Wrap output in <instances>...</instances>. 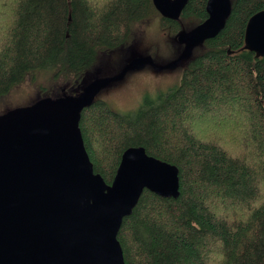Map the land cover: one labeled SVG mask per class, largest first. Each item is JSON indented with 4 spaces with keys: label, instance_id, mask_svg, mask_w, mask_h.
<instances>
[{
    "label": "trees",
    "instance_id": "1",
    "mask_svg": "<svg viewBox=\"0 0 264 264\" xmlns=\"http://www.w3.org/2000/svg\"><path fill=\"white\" fill-rule=\"evenodd\" d=\"M230 2L224 28L183 59L178 82L156 100L145 98L128 115L101 99L80 110L85 150L105 183L129 147H143L178 169L176 197L144 189L123 218L117 240L125 264H264V198L257 183L264 179V57L241 49L246 23L264 0ZM206 5L188 0L174 21L152 0H2L0 102L26 79H49L48 88L39 82L40 93L65 97L57 78L70 91L101 53L127 45L134 24L159 16L160 28L176 39L207 19ZM194 123L222 140H203ZM232 142L241 150L235 156L225 148ZM222 200L246 209L233 219L218 215L213 206Z\"/></svg>",
    "mask_w": 264,
    "mask_h": 264
},
{
    "label": "water",
    "instance_id": "2",
    "mask_svg": "<svg viewBox=\"0 0 264 264\" xmlns=\"http://www.w3.org/2000/svg\"><path fill=\"white\" fill-rule=\"evenodd\" d=\"M187 1L152 0L174 21ZM206 10L205 21L177 34L187 46L172 67L224 28L231 2L207 0ZM243 42L242 50L264 57V9L248 19ZM147 64L149 57L135 58L121 77ZM99 88L0 116V264H125L117 232L143 190L178 195L177 167L143 147L122 153L111 184L93 172L79 119Z\"/></svg>",
    "mask_w": 264,
    "mask_h": 264
},
{
    "label": "rangeland",
    "instance_id": "3",
    "mask_svg": "<svg viewBox=\"0 0 264 264\" xmlns=\"http://www.w3.org/2000/svg\"><path fill=\"white\" fill-rule=\"evenodd\" d=\"M0 2L2 3V0ZM0 8L3 12L1 6ZM185 30L189 29L185 28ZM184 51L185 45H181L174 37H169L160 28L159 16H156L134 24L127 45L112 52L101 53L96 65L70 91H67L68 81L62 76L57 78V85L66 92H64L65 98L71 99V97L83 93L94 82L110 78V82L100 86L95 99L103 100L116 113L122 115L132 114L140 105H143L145 98L150 101L156 100L159 93L169 90L178 82L185 61L178 62L176 67L172 66ZM135 57H149L151 64H147L140 70H129L121 77ZM39 82H41V86H47V88L51 85L49 79H47V82L45 80ZM39 82L32 83L31 80L26 79L21 85L15 87L9 97L3 98L4 100L0 102V116L15 109L31 107L41 99L54 101L57 97H60L59 92L51 95L41 94L38 90ZM208 122H205L204 125ZM194 125L197 126V129H202V126H204L199 123H194ZM202 131L205 135L203 140L208 139V141H211L214 140L215 136L220 137V133L214 131L213 128L207 127ZM225 148L231 156H235L241 151L233 142L227 144ZM257 170L255 169V171ZM262 176L257 177L260 200L264 198V179ZM258 198L259 196L256 201L255 199L250 200L248 206L252 205L253 202V206H256ZM240 204L230 200L218 201L215 205L213 204V211H216L218 215L225 213L229 219H233L235 213L246 209ZM210 256H213L212 251Z\"/></svg>",
    "mask_w": 264,
    "mask_h": 264
},
{
    "label": "bare ground",
    "instance_id": "4",
    "mask_svg": "<svg viewBox=\"0 0 264 264\" xmlns=\"http://www.w3.org/2000/svg\"><path fill=\"white\" fill-rule=\"evenodd\" d=\"M185 46H187V44ZM135 58H140V57H135ZM101 82H102V80L101 81L94 82L89 88H87L83 93H81V95L84 94L85 92H87L89 89H92L93 90L94 88L103 85V83H101ZM99 83H101V84H99Z\"/></svg>",
    "mask_w": 264,
    "mask_h": 264
}]
</instances>
